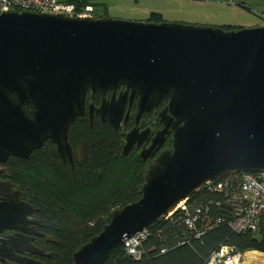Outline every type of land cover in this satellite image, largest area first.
I'll list each match as a JSON object with an SVG mask.
<instances>
[{"label":"water","instance_id":"1","mask_svg":"<svg viewBox=\"0 0 264 264\" xmlns=\"http://www.w3.org/2000/svg\"><path fill=\"white\" fill-rule=\"evenodd\" d=\"M120 89L117 93L116 90ZM100 96V120L116 127L124 101L137 118L159 109L162 127L141 160L160 150L143 176L139 197L109 212L101 230L72 254V264H101L124 239L172 213L208 181L232 172L264 170V25L220 26L161 20L78 17L61 13L0 12V162L26 158L46 138L70 161L68 124L87 97ZM164 118V120H162ZM132 126L120 155L141 144ZM33 207L0 182V245L4 259L42 264L30 243L40 236ZM26 235V236H22Z\"/></svg>","mask_w":264,"mask_h":264},{"label":"trees","instance_id":"2","mask_svg":"<svg viewBox=\"0 0 264 264\" xmlns=\"http://www.w3.org/2000/svg\"><path fill=\"white\" fill-rule=\"evenodd\" d=\"M64 2L72 3L75 9L89 4L94 17L107 16L105 9L97 13L102 5L99 1ZM144 20L157 23L163 19L159 13L150 12ZM216 26L224 30L238 27ZM93 98L100 96L95 94ZM73 131L86 144L85 158L79 164H64L47 148L31 153L19 163H8L19 198L33 207L31 216L38 220L37 231L45 237H37L35 242L46 253L41 258L42 264H72L71 254L101 230L109 219V212L135 201L140 195L145 171L135 154H119L122 134L118 130L106 122L85 121ZM184 206L185 211L177 209L147 226L137 245V257L127 253L120 244L101 264H204L209 253L222 245L238 253L264 252V217L255 231L233 232L228 226L231 215L222 204V194L205 187L189 193ZM187 212L208 219V226L199 235L184 223ZM192 222L199 228L202 221Z\"/></svg>","mask_w":264,"mask_h":264},{"label":"built area","instance_id":"3","mask_svg":"<svg viewBox=\"0 0 264 264\" xmlns=\"http://www.w3.org/2000/svg\"><path fill=\"white\" fill-rule=\"evenodd\" d=\"M18 10L61 13L71 17H94L89 4L75 9L72 3L57 0H0V12ZM202 187L222 194V204L228 208L231 215L228 222L230 230L240 233L257 229L260 218L264 217V170L232 172L219 179L208 181L200 188ZM184 201L185 199L180 201L174 211L177 209L185 211ZM172 213L163 217H168ZM195 219L202 221L199 228L193 225L192 221ZM184 223L193 228L195 233H200V230L209 224L208 219H204L203 215L199 217L194 213L190 215L188 212ZM144 231L145 229L122 241L125 251L134 257L138 256L137 245ZM238 258V252L232 247L222 245L209 253L204 264H235Z\"/></svg>","mask_w":264,"mask_h":264},{"label":"flooded vegetation","instance_id":"4","mask_svg":"<svg viewBox=\"0 0 264 264\" xmlns=\"http://www.w3.org/2000/svg\"><path fill=\"white\" fill-rule=\"evenodd\" d=\"M145 21V20H143ZM216 26V25H214ZM120 89L116 90V93ZM84 110L81 115H77L69 124L66 130V139L67 142L70 146V161L65 157L61 158L60 155L56 152L55 145L54 143L46 138L42 141L41 145L32 150L29 155L26 158H20L18 156H8L5 161L0 162V182H6L8 184V190L11 192H16L18 196L20 195L19 190L15 187V184L13 183L12 176L10 175V170L8 168V163L9 162H15L19 163L22 160L27 159L31 153L38 151V150H43L44 148H47L51 155L55 156L56 159L60 160L61 162L68 163L70 166H73L75 164H79L84 158L86 154V144L83 138L77 137L76 133L73 131V129H76V126H79V124L87 121L89 124L92 122L96 121L99 123H104L107 121L100 120L99 114L95 112V109L99 106L100 104V98L98 99H86L84 101ZM161 104L154 107L150 108L148 111L142 112L137 118L135 117L136 113V100L133 99L130 104H128L127 101H124L123 104V110L120 116V119L117 123L116 127L110 126L113 128L115 131H119L122 134V143H123V137L124 134L132 127L135 126L138 129V132H141L144 130L143 134L140 135L141 138V144L139 146L133 145L130 150L124 154V155H130V154H135L139 161L142 163L144 171L146 168L152 164V159L156 155V153L160 150L164 149H169L170 148V138L169 136H165L164 141L162 145L156 150L155 154L152 156V149L147 151V155L141 160L138 156V153L140 152L141 149L146 150L148 144L151 142L152 135L159 130L162 127V122H160V117L157 116V113L159 109L161 108ZM164 120V118H162ZM167 142H169V147H167ZM121 143V145H122ZM121 148V146H120ZM120 154V150H119ZM20 199V198H19ZM22 200V199H20ZM24 201V200H22ZM31 219H34L32 216H30ZM34 231H37L38 226H33ZM20 233L14 231V230H3L0 231V245L2 244L3 240L9 239L10 237L18 238ZM26 236V235H22ZM37 237H43L42 235L40 236H32V239L30 240V243L35 246L36 238ZM45 238V237H43ZM47 240V239H45ZM37 247V246H36ZM38 248V247H37ZM1 253H7L5 250H1ZM21 256H27L36 260H39L42 262V257L43 255H35V254H30L24 251H21L18 255H14L15 258L21 257ZM1 258V257H0ZM4 259V264H19L13 260L3 258Z\"/></svg>","mask_w":264,"mask_h":264},{"label":"crops","instance_id":"5","mask_svg":"<svg viewBox=\"0 0 264 264\" xmlns=\"http://www.w3.org/2000/svg\"><path fill=\"white\" fill-rule=\"evenodd\" d=\"M111 0L99 5L109 17H127L144 20L150 12L159 13L161 19L192 24L238 27L264 25V2L260 0ZM209 4L213 15L200 19L204 5ZM104 6V8H103ZM219 7L222 10L218 11ZM194 10V13H191ZM263 14V15H262ZM126 19V18H125Z\"/></svg>","mask_w":264,"mask_h":264},{"label":"rangeland","instance_id":"6","mask_svg":"<svg viewBox=\"0 0 264 264\" xmlns=\"http://www.w3.org/2000/svg\"><path fill=\"white\" fill-rule=\"evenodd\" d=\"M57 1H65V0H57ZM93 1H99L98 3H106L107 2V0H93ZM109 1H111V0H108V2ZM210 1H213V2H215L214 0H210ZM235 1V0H234ZM260 1H263L264 2V0H260ZM219 10V12H220V10H222L221 9V7H219L218 8ZM98 11H97V13H100L101 12V7H98V9H97ZM19 11H26V10H18L17 12H19ZM30 12V11H29ZM191 13H194V10L191 12ZM198 15H200V19H203V18H206V16H208V15H213V13H212V9H211V7L209 6V4H207V5H204L203 7H202V11L200 12V14L199 13H197ZM263 15V14H262ZM264 16V15H263ZM113 18H119V17H113ZM120 18H122V19H130V18H127V17H120ZM132 19V18H131ZM113 210V209H112ZM247 251H253V250H245V251H243V252H241V253H238L239 254V258H238V260H237V262H236V264H242L243 263V261H244V256H245V253L247 252ZM261 253H264V252H261ZM42 263V262H41Z\"/></svg>","mask_w":264,"mask_h":264},{"label":"bare ground","instance_id":"7","mask_svg":"<svg viewBox=\"0 0 264 264\" xmlns=\"http://www.w3.org/2000/svg\"><path fill=\"white\" fill-rule=\"evenodd\" d=\"M7 12V11H4ZM94 97V96H93ZM87 99V98H86ZM85 105V104H84ZM36 149V148H35ZM34 150V149H32ZM31 150V151H32ZM30 151V152H31ZM13 156V155H9ZM19 198V196H18ZM147 228V227H146ZM144 228V229H146ZM199 235V233H197ZM236 264V263H235ZM242 264H264V253H261L259 251L253 250V251H247L244 256V261Z\"/></svg>","mask_w":264,"mask_h":264}]
</instances>
